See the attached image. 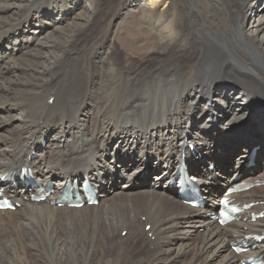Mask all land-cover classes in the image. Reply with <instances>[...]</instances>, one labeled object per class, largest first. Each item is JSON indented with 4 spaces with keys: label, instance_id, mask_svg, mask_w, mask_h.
Segmentation results:
<instances>
[{
    "label": "bare ground",
    "instance_id": "bare-ground-1",
    "mask_svg": "<svg viewBox=\"0 0 264 264\" xmlns=\"http://www.w3.org/2000/svg\"><path fill=\"white\" fill-rule=\"evenodd\" d=\"M262 138L264 0H0V190L19 204L0 211V264L264 257V240L229 248L264 218L209 216ZM261 144L249 165L264 164ZM182 163L195 209L175 189ZM85 179L96 206L52 203ZM237 201L263 210L264 186Z\"/></svg>",
    "mask_w": 264,
    "mask_h": 264
},
{
    "label": "rangeland",
    "instance_id": "rangeland-1",
    "mask_svg": "<svg viewBox=\"0 0 264 264\" xmlns=\"http://www.w3.org/2000/svg\"><path fill=\"white\" fill-rule=\"evenodd\" d=\"M130 20H132V19H130ZM124 31L123 32H127V28L125 29H123ZM131 32H133V29L131 30ZM145 47V46H144ZM131 55H135V53H133V54H131ZM124 58H129V57H127L125 54H124ZM252 128L253 127H255V126H251ZM242 133H245V134H248L247 136H255V137H258V136H256L254 133H247V132H243L242 131ZM257 141V140H256ZM256 141H254V142H256ZM264 142V139L262 138L261 140H259L256 144L255 143H249V144H247V146L248 145H253L255 148H257V152H258V154L257 155H261L260 154V149L262 148V146H258V144L259 143H263ZM45 145H46V143H45ZM45 145L43 146V148L45 147ZM232 150V148L231 149H228V148H224V149H218V155L222 158V157H224L228 152H230ZM243 153V152H242ZM242 153H240V152H236V153H234L233 155H232V165L231 166H233V165H235V163L237 162L236 161V159L238 158V156L239 155H241ZM220 157H219V159L218 160H220ZM256 158V157H255ZM35 159H37V156L35 157ZM222 161V160H221ZM235 162V163H234ZM242 166H243V169H247V171L246 172H243V173H240V175H238V176H235V178H234V182H239V181H241V180H243V179H245L246 177H248V176H250V175H253L254 173H258V172H260L261 171V169L264 167V164L263 163H260V162H255V164H252V165H249V163L247 162V158L245 159V162H244V164H242ZM258 167V168H257ZM251 168H253V169H251ZM206 169H207V167H206ZM150 175L151 176H153L151 173H150ZM100 200V199H99ZM121 236H122V234H121Z\"/></svg>",
    "mask_w": 264,
    "mask_h": 264
}]
</instances>
